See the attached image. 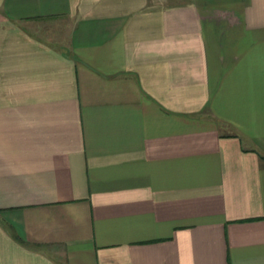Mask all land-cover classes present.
<instances>
[{"label": "crops", "instance_id": "crops-1", "mask_svg": "<svg viewBox=\"0 0 264 264\" xmlns=\"http://www.w3.org/2000/svg\"><path fill=\"white\" fill-rule=\"evenodd\" d=\"M0 264H264V0H0Z\"/></svg>", "mask_w": 264, "mask_h": 264}, {"label": "rangeland", "instance_id": "rangeland-1", "mask_svg": "<svg viewBox=\"0 0 264 264\" xmlns=\"http://www.w3.org/2000/svg\"><path fill=\"white\" fill-rule=\"evenodd\" d=\"M44 21V22H43ZM42 22L44 23L43 24V28L42 29H46V31H51V30H53V28H54V21L52 20V19H50V20H43ZM42 24V23H41Z\"/></svg>", "mask_w": 264, "mask_h": 264}]
</instances>
